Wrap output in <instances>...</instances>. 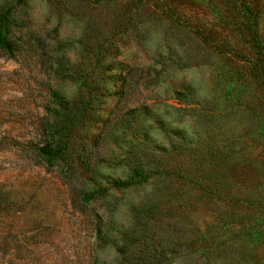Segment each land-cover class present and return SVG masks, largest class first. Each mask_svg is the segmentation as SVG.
I'll list each match as a JSON object with an SVG mask.
<instances>
[{
  "label": "rangeland",
  "instance_id": "374dc122",
  "mask_svg": "<svg viewBox=\"0 0 264 264\" xmlns=\"http://www.w3.org/2000/svg\"><path fill=\"white\" fill-rule=\"evenodd\" d=\"M0 8V264H264V0ZM87 86L49 163L50 92Z\"/></svg>",
  "mask_w": 264,
  "mask_h": 264
},
{
  "label": "trees",
  "instance_id": "16d2710c",
  "mask_svg": "<svg viewBox=\"0 0 264 264\" xmlns=\"http://www.w3.org/2000/svg\"><path fill=\"white\" fill-rule=\"evenodd\" d=\"M9 33L10 18L8 11L0 8V50L6 54L13 55L15 43L8 37ZM251 34L252 45L257 49H261L262 44L258 38L257 28L251 29ZM240 57L244 58L243 56ZM248 61L253 75H258L262 67V72L264 73V63L262 61L259 63ZM87 82L88 80H85L84 85H87ZM97 93L92 94L87 86L82 95H79L75 101H71L64 97L58 89L50 92L51 101L46 108V112L51 117L49 136L53 137L52 142L44 145L40 150L49 163H53L64 152L69 137L72 136L77 127L84 121L87 113L91 109L93 101L96 99ZM53 104L54 106H52ZM133 177L145 181L149 178V174L143 173L142 171H135ZM131 183L132 181L115 182L113 186L117 188L128 187ZM93 197L94 193H90L85 196V199L86 201H90Z\"/></svg>",
  "mask_w": 264,
  "mask_h": 264
}]
</instances>
